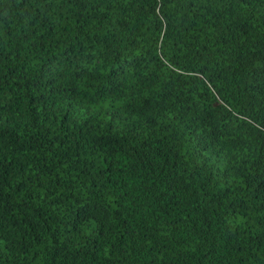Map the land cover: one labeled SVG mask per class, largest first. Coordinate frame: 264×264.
I'll use <instances>...</instances> for the list:
<instances>
[{"label": "trees", "instance_id": "16d2710c", "mask_svg": "<svg viewBox=\"0 0 264 264\" xmlns=\"http://www.w3.org/2000/svg\"><path fill=\"white\" fill-rule=\"evenodd\" d=\"M57 261L264 264V0H0V264Z\"/></svg>", "mask_w": 264, "mask_h": 264}, {"label": "bare ground", "instance_id": "6f19581e", "mask_svg": "<svg viewBox=\"0 0 264 264\" xmlns=\"http://www.w3.org/2000/svg\"><path fill=\"white\" fill-rule=\"evenodd\" d=\"M97 70H98V68H96V74H95V76L99 79V76H98V74H97ZM110 81H111V80H110ZM115 84H116V83H115ZM116 85H117V84H116ZM117 86H119V85H117ZM109 87H111L114 91L117 90V89H116L115 87H113V86H109ZM83 94H84V95H87V96H94V95H95V92L88 91V92H85V93H83ZM119 96L121 97V95H120V91H119ZM121 98H122V97H121ZM119 103H120L121 109H124L125 107H124L123 104L121 103L120 99H119ZM51 117H52V121H49L50 123H53V124H59V123H61L60 119H59L54 113H52ZM108 121H111V116H109ZM75 126H78L79 129H84V128L91 129L92 127H94V125H88V124H84V125H79V124H78V125H75ZM72 130H73V129H72ZM73 133H74V131H73ZM101 139H102V138L99 137V140L97 141L98 144H94V145H98V146L102 149V151H103L104 153H110L111 149L109 148L108 144H107V143H103V142L101 141ZM97 142H95V143H97ZM89 143H91V141H89ZM89 143H88L86 146H83L82 149H84V150L86 151V149H87ZM84 145H85V144H84ZM118 147H124V145L119 144ZM123 149H125V148H123ZM62 168H63V169L67 168V163H66L65 166L62 167ZM44 198H45V197H43V198L41 199L40 203L38 204V206H37V208H36V210H35V214H39V213H42V212L44 211V210H42V204H43V202H44ZM56 217H57V216H56ZM82 225H83V224H82ZM81 228L83 229V226H81ZM75 254H76V253L69 255V257L72 256V255H75ZM60 262H61V261H57L56 264H62V263H60ZM22 263H23V264H27V263H24V262H22ZM81 263H82V262H80V261H74V264H81ZM65 264H66V263H65Z\"/></svg>", "mask_w": 264, "mask_h": 264}]
</instances>
